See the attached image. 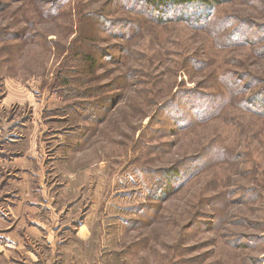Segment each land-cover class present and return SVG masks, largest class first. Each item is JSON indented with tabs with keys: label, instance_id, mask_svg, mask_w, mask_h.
<instances>
[{
	"label": "rangeland",
	"instance_id": "374dc122",
	"mask_svg": "<svg viewBox=\"0 0 264 264\" xmlns=\"http://www.w3.org/2000/svg\"><path fill=\"white\" fill-rule=\"evenodd\" d=\"M193 5L0 0V264H264V0Z\"/></svg>",
	"mask_w": 264,
	"mask_h": 264
},
{
	"label": "trees",
	"instance_id": "16d2710c",
	"mask_svg": "<svg viewBox=\"0 0 264 264\" xmlns=\"http://www.w3.org/2000/svg\"><path fill=\"white\" fill-rule=\"evenodd\" d=\"M148 4L153 7L154 10H157V15L159 19H164L165 16H168V9L171 7H192L193 4H201L203 3V7L206 8L212 7L213 4L220 3L224 0H147ZM156 11V12H157ZM264 98V97H263ZM264 103V100H263ZM175 173L178 172V169L174 170ZM174 173V174H175Z\"/></svg>",
	"mask_w": 264,
	"mask_h": 264
}]
</instances>
